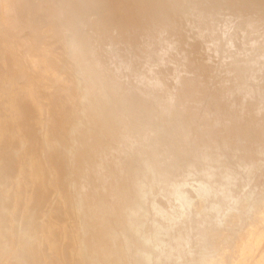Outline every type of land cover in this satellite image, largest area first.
<instances>
[{"label":"bare ground","instance_id":"bare-ground-1","mask_svg":"<svg viewBox=\"0 0 264 264\" xmlns=\"http://www.w3.org/2000/svg\"><path fill=\"white\" fill-rule=\"evenodd\" d=\"M73 14L70 0H0V97H6L16 112L14 119L0 126V264H264V176L253 181L264 167V150L258 151L260 160L243 166L238 159L205 175L198 172V204L165 221L160 220L165 209L151 196L154 179L128 180L141 162L130 135H118L124 149L115 160L107 163L115 145L110 140L102 142L98 160L84 162L82 180L66 181L67 159L76 155L91 131L103 127L105 135L113 132L118 112L111 105L112 110L103 114L109 119L95 122L84 101L78 121L70 124L57 119L58 129L72 139L68 144L42 106L43 97L62 87L63 75L73 87L83 86L72 47L69 19ZM57 42L61 50L54 48ZM12 83L26 87L27 98L11 90ZM84 91L89 94L87 86ZM54 112L61 114L59 109ZM143 123L152 125L154 119ZM175 125L165 121L158 128L168 133ZM20 149L26 150V161ZM116 162L127 165L114 172ZM99 168L102 172L91 177L85 189L81 182ZM27 171L31 189L22 205L7 187L15 182L23 190L26 185L20 175ZM235 183L250 189L233 190ZM180 186L161 192L188 208L190 202ZM129 188L132 193L127 192ZM128 202L132 206L126 209ZM41 212L47 223H37L35 230L26 228ZM181 215L187 216L179 219L185 225L175 227ZM192 230H197L196 236L181 240Z\"/></svg>","mask_w":264,"mask_h":264},{"label":"rangeland","instance_id":"rangeland-1","mask_svg":"<svg viewBox=\"0 0 264 264\" xmlns=\"http://www.w3.org/2000/svg\"><path fill=\"white\" fill-rule=\"evenodd\" d=\"M70 2L75 12L69 19L72 47L76 50L75 65L84 76L83 86L73 87L71 79L63 75L62 87L43 97L42 106L49 111L51 125L68 144L72 139L58 129L57 119L64 118L70 124L78 121L84 101L95 122L109 119L103 114L112 110L111 105L118 112L113 117V132L105 135L103 127L91 131L88 141L67 159L66 181L82 180L84 162L98 160L102 142L110 140L115 145L107 163L115 160L124 149L118 135H130L134 140L130 144L141 162L128 180L154 179L151 196L165 209L160 219L165 221L198 204V172L205 175L238 159L240 166L260 160L258 151L264 150V0ZM54 48L62 49L58 42ZM84 86L89 88L88 95ZM10 87L20 98H27L26 87L19 83ZM15 116L8 99L0 97V126ZM149 118L154 124L145 126L143 122ZM165 121L176 124L168 133L158 128ZM13 124L15 131L14 120ZM146 138L151 140L145 142ZM19 154L23 161L28 159L25 149ZM126 165L116 162L113 171H121ZM102 170L96 169L84 178V188ZM260 175L264 176V167L253 181ZM20 176L25 188L20 190L11 182L7 189L23 205L31 189L29 171ZM177 184L190 202L188 208L170 193L161 192L171 191ZM232 189L243 193L250 188L235 183ZM130 204L125 203L126 209ZM185 218H176L175 227L184 226L179 219ZM47 221L41 212L26 228L35 230L37 223ZM196 234L197 230H192L181 240H190Z\"/></svg>","mask_w":264,"mask_h":264}]
</instances>
